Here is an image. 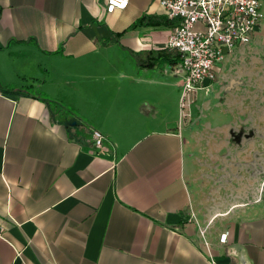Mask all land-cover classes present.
Returning a JSON list of instances; mask_svg holds the SVG:
<instances>
[{"label": "crops", "instance_id": "obj_1", "mask_svg": "<svg viewBox=\"0 0 264 264\" xmlns=\"http://www.w3.org/2000/svg\"><path fill=\"white\" fill-rule=\"evenodd\" d=\"M106 1L0 0V264H264V203L196 207L174 21Z\"/></svg>", "mask_w": 264, "mask_h": 264}, {"label": "rangeland", "instance_id": "obj_2", "mask_svg": "<svg viewBox=\"0 0 264 264\" xmlns=\"http://www.w3.org/2000/svg\"><path fill=\"white\" fill-rule=\"evenodd\" d=\"M183 118L196 207L209 218L264 203V55L235 51Z\"/></svg>", "mask_w": 264, "mask_h": 264}, {"label": "built area", "instance_id": "obj_3", "mask_svg": "<svg viewBox=\"0 0 264 264\" xmlns=\"http://www.w3.org/2000/svg\"><path fill=\"white\" fill-rule=\"evenodd\" d=\"M129 0H107L108 14L125 10ZM174 28L168 48L178 59L166 72L181 81L182 118L192 119L193 98L217 79L216 68L226 55L251 43L264 22L262 0H161ZM95 147L104 148L105 137L93 131ZM204 236V232H202ZM228 233L220 242L227 243Z\"/></svg>", "mask_w": 264, "mask_h": 264}, {"label": "trees", "instance_id": "obj_4", "mask_svg": "<svg viewBox=\"0 0 264 264\" xmlns=\"http://www.w3.org/2000/svg\"><path fill=\"white\" fill-rule=\"evenodd\" d=\"M144 22V18L140 19V21H138V24H141ZM165 56H167L166 58L168 60H171L173 58V56L170 54V49L168 48V52L166 54H164Z\"/></svg>", "mask_w": 264, "mask_h": 264}]
</instances>
